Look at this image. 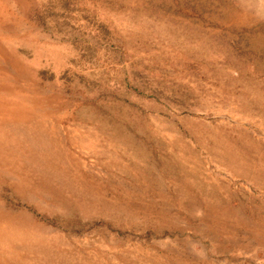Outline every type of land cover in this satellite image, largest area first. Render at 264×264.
Here are the masks:
<instances>
[{
    "label": "rangeland",
    "instance_id": "374dc122",
    "mask_svg": "<svg viewBox=\"0 0 264 264\" xmlns=\"http://www.w3.org/2000/svg\"><path fill=\"white\" fill-rule=\"evenodd\" d=\"M0 264H264V0H0Z\"/></svg>",
    "mask_w": 264,
    "mask_h": 264
}]
</instances>
